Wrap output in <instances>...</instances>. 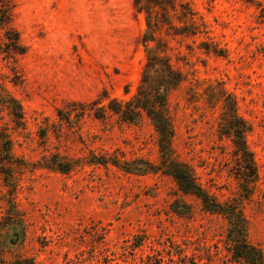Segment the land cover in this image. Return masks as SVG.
<instances>
[{
	"label": "rangeland",
	"instance_id": "rangeland-1",
	"mask_svg": "<svg viewBox=\"0 0 264 264\" xmlns=\"http://www.w3.org/2000/svg\"><path fill=\"white\" fill-rule=\"evenodd\" d=\"M188 1L206 32L162 29L184 76L167 96L170 157L226 210L181 192L147 116L107 108L135 94L145 64L133 0H15L26 51L13 72L0 30V92L22 108L17 122L0 103V264H247L233 256L236 205L264 264V0ZM220 89L250 125V180L219 132Z\"/></svg>",
	"mask_w": 264,
	"mask_h": 264
},
{
	"label": "trees",
	"instance_id": "trees-1",
	"mask_svg": "<svg viewBox=\"0 0 264 264\" xmlns=\"http://www.w3.org/2000/svg\"><path fill=\"white\" fill-rule=\"evenodd\" d=\"M14 7L15 0H0V30L3 34L1 49L10 58V68L13 72L16 68V56L26 51L20 41L19 32L13 25ZM133 7L137 13L144 16L145 30L141 41L144 45L145 64L135 94L125 101L112 98L107 108L123 120L134 121L142 115L147 116L158 136L163 170L176 180L182 193L199 198L207 211L223 213L226 210L225 205L199 181L193 167L170 157L173 128L167 96L183 81L184 76L170 61L168 44L162 36V29L166 27L176 34L195 35L198 32H206L200 30V27L205 25L196 23V12L190 7L188 0H133ZM173 18H176L178 23L175 24ZM216 100L222 101L223 108L219 116V132L230 137L234 155L242 168V177L250 180L256 175L253 154L245 138L246 133L250 131V125L238 114L235 100L224 89L219 90ZM0 103L14 114L17 122L22 121V108L15 97L7 91L0 92ZM6 149L9 150V146ZM235 209L236 211H232L234 217H229V231H232L231 236L234 238L233 256L243 259L247 264H263L261 251L246 241L242 210L237 208V205Z\"/></svg>",
	"mask_w": 264,
	"mask_h": 264
}]
</instances>
